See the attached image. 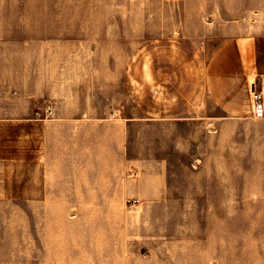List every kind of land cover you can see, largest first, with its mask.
<instances>
[{
    "label": "crops",
    "instance_id": "0c3cea01",
    "mask_svg": "<svg viewBox=\"0 0 264 264\" xmlns=\"http://www.w3.org/2000/svg\"><path fill=\"white\" fill-rule=\"evenodd\" d=\"M213 1L186 15L178 0L183 14L150 17L142 37L167 34L173 54L210 56L207 94L194 84L176 118H129L95 106L104 98L87 87L88 57L137 55L136 17L115 16L105 0H0V264L18 247L17 217H33L34 238L35 217L109 215L120 200L191 215L214 184L226 209L264 201V115L253 99L255 89L264 101V0Z\"/></svg>",
    "mask_w": 264,
    "mask_h": 264
},
{
    "label": "rangeland",
    "instance_id": "374dc122",
    "mask_svg": "<svg viewBox=\"0 0 264 264\" xmlns=\"http://www.w3.org/2000/svg\"><path fill=\"white\" fill-rule=\"evenodd\" d=\"M105 1L115 3L116 8L106 7L115 16L136 17L138 54L88 57L87 87L98 89L104 98L95 106L117 117L188 114L194 84L202 96L207 94L210 56L173 54L176 41L167 34L152 44L142 38L150 17L183 14L178 0ZM186 1V15H193V2L202 0ZM228 1L235 6L240 0ZM213 2L217 7L225 4ZM148 46L152 52L145 54ZM240 190L234 183L233 195L240 196ZM223 195V185H212L210 199L196 201L191 215L180 210L147 215L125 208L122 200L109 215L93 214L104 212L98 209H83L89 212L85 215H41L35 217L34 238L33 217H17L18 247L8 249L2 264H264V201L234 199L226 209Z\"/></svg>",
    "mask_w": 264,
    "mask_h": 264
},
{
    "label": "built area",
    "instance_id": "2783aa9c",
    "mask_svg": "<svg viewBox=\"0 0 264 264\" xmlns=\"http://www.w3.org/2000/svg\"><path fill=\"white\" fill-rule=\"evenodd\" d=\"M253 99H254V114L256 116H263L264 115V101L262 97V93L258 90H253ZM51 104L47 105V111L51 112ZM40 114V111H37ZM137 202V200H134Z\"/></svg>",
    "mask_w": 264,
    "mask_h": 264
}]
</instances>
